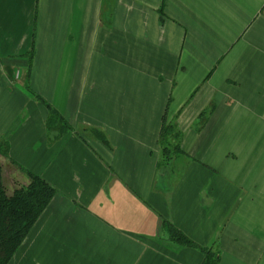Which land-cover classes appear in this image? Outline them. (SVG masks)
Segmentation results:
<instances>
[{
    "label": "crops",
    "instance_id": "0c3cea01",
    "mask_svg": "<svg viewBox=\"0 0 264 264\" xmlns=\"http://www.w3.org/2000/svg\"><path fill=\"white\" fill-rule=\"evenodd\" d=\"M0 168L9 264H264V0H0Z\"/></svg>",
    "mask_w": 264,
    "mask_h": 264
},
{
    "label": "trees",
    "instance_id": "16d2710c",
    "mask_svg": "<svg viewBox=\"0 0 264 264\" xmlns=\"http://www.w3.org/2000/svg\"><path fill=\"white\" fill-rule=\"evenodd\" d=\"M47 107L52 120L62 119L54 109ZM176 136V127L164 121L159 139L164 157L169 158L171 151H180V147L174 144ZM29 178L30 182L26 187L14 191L12 196H7L0 168V264H9L55 195V190L41 177L30 174ZM161 226L167 230L171 242L184 247L199 248L170 223L163 221ZM199 249L205 255V264H219L218 257L211 251Z\"/></svg>",
    "mask_w": 264,
    "mask_h": 264
}]
</instances>
